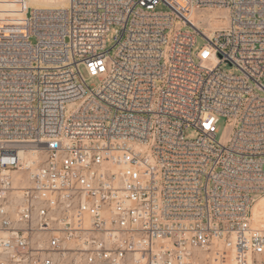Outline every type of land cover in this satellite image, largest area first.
<instances>
[{
  "label": "built area",
  "instance_id": "2783aa9c",
  "mask_svg": "<svg viewBox=\"0 0 264 264\" xmlns=\"http://www.w3.org/2000/svg\"><path fill=\"white\" fill-rule=\"evenodd\" d=\"M29 1L0 0V264H264V0Z\"/></svg>",
  "mask_w": 264,
  "mask_h": 264
},
{
  "label": "rangeland",
  "instance_id": "374dc122",
  "mask_svg": "<svg viewBox=\"0 0 264 264\" xmlns=\"http://www.w3.org/2000/svg\"><path fill=\"white\" fill-rule=\"evenodd\" d=\"M29 3L33 4V5L41 6V7H59V6L66 5V0H30ZM158 10L166 11V10H168V7L164 4H162L158 7ZM196 18H197V21L199 23V26H201V23H200L201 15L196 13ZM204 20H205L204 24H206V28H207V33H210L211 31L222 28V27H224V25L227 24V15H226L225 11L214 10L212 12H208L207 14H205ZM179 27H182V23L180 20H177L175 23V28L177 29ZM183 29L189 30L191 28L190 27H183ZM114 37H115V32H114V28H113L112 31L108 34L107 42H108L109 48H112L115 44ZM205 43H206V39L202 35L199 34L197 37V46H196L194 52L198 48H200L202 45H204ZM112 53H114V49L112 50ZM227 69H231V67L228 66ZM98 83H99L98 78H92L89 80V84H98ZM75 106H76V104L70 103L68 105V108L72 109ZM219 130L220 131L217 135V138L220 140L225 139L229 135V133L231 132V127L228 126V122L225 118H222L220 120ZM186 135L189 138H195L197 136V131H195L193 128H188V129H186ZM263 197H264V195L261 196L260 198H263ZM252 212H253L254 225L257 226L258 228L260 227L261 229H264V213L258 214L256 212H254L253 210H252Z\"/></svg>",
  "mask_w": 264,
  "mask_h": 264
},
{
  "label": "bare ground",
  "instance_id": "6f19581e",
  "mask_svg": "<svg viewBox=\"0 0 264 264\" xmlns=\"http://www.w3.org/2000/svg\"><path fill=\"white\" fill-rule=\"evenodd\" d=\"M65 6V5H64ZM59 7H61V6H59ZM225 17V16H224ZM194 21H195V23L197 24V25H199V23H198V21H197V18H196V14H193L192 15V17H191ZM223 19V18H222ZM226 25H224V27H225ZM217 27V26H216ZM224 27H222V28H224ZM219 29H221V28H219ZM215 31V30H214ZM214 31H211L209 34L211 35V34H213V32ZM252 210L254 211V212H256V213H264V197L263 198H260L259 200H257L255 203H254V206H253V208H252Z\"/></svg>",
  "mask_w": 264,
  "mask_h": 264
}]
</instances>
